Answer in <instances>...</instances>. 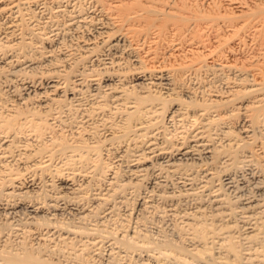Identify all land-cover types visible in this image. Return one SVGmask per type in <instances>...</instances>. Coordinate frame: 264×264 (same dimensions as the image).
Here are the masks:
<instances>
[{"label":"bare ground","instance_id":"obj_1","mask_svg":"<svg viewBox=\"0 0 264 264\" xmlns=\"http://www.w3.org/2000/svg\"><path fill=\"white\" fill-rule=\"evenodd\" d=\"M133 194L193 256L264 264V0H0V209ZM39 222L0 227V264L104 259Z\"/></svg>","mask_w":264,"mask_h":264},{"label":"rangeland","instance_id":"obj_2","mask_svg":"<svg viewBox=\"0 0 264 264\" xmlns=\"http://www.w3.org/2000/svg\"><path fill=\"white\" fill-rule=\"evenodd\" d=\"M152 197L148 196V198H145V205L151 206H149L148 212L144 211V213L141 210L136 211L138 210L136 207V202H138L136 194L125 195L124 198H126V200L121 196L114 197L113 199L115 200L117 208L125 205L128 209V214L123 215V217L127 215L125 218H121L122 215L120 217V215H117L120 213L116 212L112 214H101L97 207L93 209L94 211L91 210L90 212L89 208L83 213L66 208L54 209L51 206H47L48 209H46L45 206L35 211L32 207L23 208L21 206H15L7 210L5 209V212L0 209V227L32 228L33 225H35L34 222L38 224V221L43 223L39 222L40 226L38 227L40 229H44V225L47 224L48 221L49 223L54 221L64 222L65 231L70 230V228H72L71 230H76L77 228L75 227H84V232L87 231L89 235L76 236V239H86L87 241L90 239L98 243V245H100L99 247H101L99 249L101 254L100 257L107 260L101 259V261L95 258L94 264H179L177 257L187 259V261L191 262L190 264H218L213 261L215 255L213 252L202 254V257L200 255L193 256L190 253L193 252L191 249L194 247V243L185 239L177 229V226H175L174 220L172 218L170 219L168 216L166 217L163 215L162 210H159V208L161 209L164 206L162 203L163 201L159 200L156 196ZM27 214L28 216H26ZM25 219L27 222L33 219V225L29 224V222L27 223ZM89 228H92V230H87ZM121 235H123L124 238ZM69 236L72 237L73 235L69 233Z\"/></svg>","mask_w":264,"mask_h":264}]
</instances>
